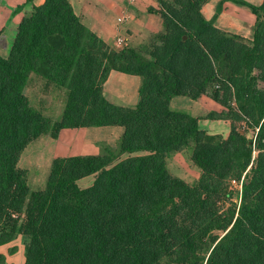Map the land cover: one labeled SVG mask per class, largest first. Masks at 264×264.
Instances as JSON below:
<instances>
[{
  "label": "trees",
  "instance_id": "1",
  "mask_svg": "<svg viewBox=\"0 0 264 264\" xmlns=\"http://www.w3.org/2000/svg\"><path fill=\"white\" fill-rule=\"evenodd\" d=\"M155 1L147 10L162 30L114 49L69 0H44L0 56V245L24 237V264H264V0L238 1L254 15L251 38L214 25L220 6L206 19L209 0ZM111 70L139 76L135 105L104 96ZM31 73L65 88L58 120L24 94ZM174 96L219 108L196 117L173 108ZM200 118L228 121V135L200 128ZM97 126L123 128L114 147L54 157L45 187L29 189L19 167L29 143ZM187 150L200 170L192 183L166 164ZM233 181L239 200L220 208Z\"/></svg>",
  "mask_w": 264,
  "mask_h": 264
},
{
  "label": "crops",
  "instance_id": "2",
  "mask_svg": "<svg viewBox=\"0 0 264 264\" xmlns=\"http://www.w3.org/2000/svg\"><path fill=\"white\" fill-rule=\"evenodd\" d=\"M238 1L259 5L263 0H209L202 7L203 15L206 19H211L220 4L221 11L217 15L214 25L224 31L251 38L254 15L247 5ZM43 2L44 0L28 2L24 0H0V56H7L13 35L15 36L17 25L22 17L27 15L33 6L41 5ZM69 2L82 23L114 49L121 48V44L116 41L118 37L125 39L126 45L122 44V46L138 47L145 41V38L162 30L161 18L147 10L150 6H157L155 0H137L134 4L128 0H69ZM19 5H22V8L16 10ZM119 17H122L123 20L118 21ZM32 75L33 73H31L30 79ZM139 85V76L111 70L103 83V94L111 102L133 106L138 101ZM183 97L185 96L172 97L171 106L175 109L187 110L196 117H200V112L205 107L209 108L208 110L219 108L215 102L205 96L197 100ZM212 121H224L229 125L226 120L215 119ZM122 133L123 128L120 126H97L62 129L57 138L46 137L56 141L52 149L54 158L79 154H98L97 145L105 143L114 147ZM126 155L123 154L122 157ZM90 179L93 177L88 176L80 181ZM13 241L0 245V253L6 256L5 249L14 245L11 244Z\"/></svg>",
  "mask_w": 264,
  "mask_h": 264
},
{
  "label": "rangeland",
  "instance_id": "3",
  "mask_svg": "<svg viewBox=\"0 0 264 264\" xmlns=\"http://www.w3.org/2000/svg\"><path fill=\"white\" fill-rule=\"evenodd\" d=\"M218 6H220V4ZM215 13H217V9ZM149 37L145 38V41L142 43L147 42ZM120 47H123L122 44L120 45ZM24 94L29 99L31 105L36 107L43 115L52 120H58L60 118L63 110V104L66 99L65 88L57 87L53 83H50L42 77L33 73L29 83L24 89ZM205 103H207V101H205ZM208 109L209 108L205 107L200 112V115H195L203 116L206 111H208ZM199 127L207 130L210 133H219L225 137L229 133V125L224 121H212L200 118ZM55 143L56 141L53 139H48L46 136H40L33 142L29 143L26 147V150L22 153L19 160V167L27 171V184L30 190H41L45 187L49 165L51 163V160L53 159L52 149L54 148ZM104 144L100 143L99 145H97L99 148V153L102 152L103 147L105 146ZM189 154L190 150L181 153H172L166 158V164L167 168L173 175H177L186 182L192 183L199 177L200 170L191 164L188 159ZM92 180L93 179L85 181L82 180L79 182V184L81 186L88 185L92 182ZM231 190L232 195L230 200H219L218 205L220 208H225L231 202H238L240 185L232 183ZM26 242L27 240L24 237H17L11 243L14 245L5 249L6 256L4 255V264H24V245L26 244Z\"/></svg>",
  "mask_w": 264,
  "mask_h": 264
},
{
  "label": "built area",
  "instance_id": "4",
  "mask_svg": "<svg viewBox=\"0 0 264 264\" xmlns=\"http://www.w3.org/2000/svg\"><path fill=\"white\" fill-rule=\"evenodd\" d=\"M131 4H134L137 0H128ZM123 20V18L122 17H119L118 18V21H122ZM116 41H117V43L118 44H123V45H126L125 44V39L124 38H121V37H118L117 39H116ZM233 183H236V182H234L233 181ZM237 184V183H236ZM240 185V184H239ZM241 187V186H240Z\"/></svg>",
  "mask_w": 264,
  "mask_h": 264
}]
</instances>
